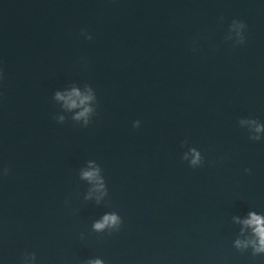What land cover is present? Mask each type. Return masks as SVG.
<instances>
[{
    "label": "water",
    "instance_id": "obj_1",
    "mask_svg": "<svg viewBox=\"0 0 264 264\" xmlns=\"http://www.w3.org/2000/svg\"><path fill=\"white\" fill-rule=\"evenodd\" d=\"M0 74V264H264V0H0Z\"/></svg>",
    "mask_w": 264,
    "mask_h": 264
},
{
    "label": "clouds",
    "instance_id": "obj_2",
    "mask_svg": "<svg viewBox=\"0 0 264 264\" xmlns=\"http://www.w3.org/2000/svg\"><path fill=\"white\" fill-rule=\"evenodd\" d=\"M245 27L243 22L240 21H234L232 28L233 30H240L243 29ZM239 35V32H238ZM88 40L92 39V36L89 35L87 37ZM239 43H244L243 38L240 39ZM2 75V74H0ZM79 97L80 98V103L84 104L86 101L91 100L93 97L91 95H85V96H81V93L73 88L72 91L70 93L67 94V96L61 94L60 92H56L55 93V99L57 100H66L67 102V106L68 107H77V104L74 100H72V97ZM92 110L90 108H84V110L80 113H78L74 119L75 120H80L81 118H85V124H87V116L88 114L91 112ZM60 121L64 120V117H60L59 118ZM241 123H243V121H241ZM250 123L255 124V132L256 133H260V132H264V125L262 124H258L255 120L250 121ZM139 126V122H135L134 123V127H138ZM250 139L252 140H260L261 137L259 135L250 137ZM193 153V159L191 161V163L193 165H196L199 163L200 161V154L195 150L192 149L191 150ZM187 158V156H185V159ZM8 169L5 168L4 169V174L7 175L8 173ZM98 169H93L91 171H84L82 173V177L84 179H87L89 181H93V180H98ZM247 171H251L250 169H248ZM101 186H102V182H101ZM119 223V217L116 216L115 214H109V215H105L103 217V219L97 223L94 224V228L97 231H101L103 230L105 227L107 226H114L117 225ZM244 223L248 226H251L253 228V231L255 233V235L258 237V246L255 247V251L256 252H264V217L258 216L255 213H250V219L244 221ZM236 246L237 247H241L242 246V242L241 241H236ZM34 258V256H33ZM90 264H102L101 261L96 260V261H91Z\"/></svg>",
    "mask_w": 264,
    "mask_h": 264
}]
</instances>
